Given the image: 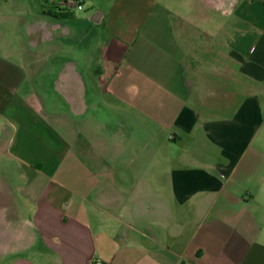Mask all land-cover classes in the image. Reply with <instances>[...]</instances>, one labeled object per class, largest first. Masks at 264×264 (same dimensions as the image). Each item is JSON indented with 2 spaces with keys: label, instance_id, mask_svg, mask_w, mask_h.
Instances as JSON below:
<instances>
[{
  "label": "crops",
  "instance_id": "0c3cea01",
  "mask_svg": "<svg viewBox=\"0 0 264 264\" xmlns=\"http://www.w3.org/2000/svg\"><path fill=\"white\" fill-rule=\"evenodd\" d=\"M91 2L93 49L55 75L68 116L23 121L0 146V264H264L261 10ZM31 11L0 0L5 40L13 27L38 47L56 37ZM18 135L49 160L26 158Z\"/></svg>",
  "mask_w": 264,
  "mask_h": 264
},
{
  "label": "rangeland",
  "instance_id": "374dc122",
  "mask_svg": "<svg viewBox=\"0 0 264 264\" xmlns=\"http://www.w3.org/2000/svg\"><path fill=\"white\" fill-rule=\"evenodd\" d=\"M25 2L31 11L34 4L32 1L28 4L29 0ZM36 2L41 3L40 12L36 9ZM263 2L264 0H253L252 3V12L261 10L260 19L264 18ZM67 3L74 4V9L71 10L74 15L64 18L53 17L50 14L57 11L59 7H66ZM95 6L92 5L91 0H84L81 7L76 5L75 0H35V8L33 12L31 11V16L35 18V21L40 22L41 28L44 24L52 25L55 22L59 24L57 30L51 29L56 37L51 41L42 40L39 47L32 40L29 41L19 28L13 27L7 30L10 32L7 40H5L6 30L1 29L0 32L3 33L4 38L0 39V104L4 99L5 107L0 109V131H2L0 146L6 144L5 139L9 138L14 126H18L23 121L48 119L52 116L51 113H56L58 117L68 116V104L64 99L65 95L60 90L68 85V78H56L55 75L63 65L68 64V57L81 58L80 56L85 55L83 52L87 48L93 49L97 26L87 17L96 10ZM252 12L250 17L253 16ZM21 36H23V42ZM20 53L24 54L23 59L17 58ZM79 60L83 64L86 63L84 57ZM35 95L41 100V108L46 110H38L36 105H32L33 101L36 102ZM26 96L29 98L26 99ZM21 97L26 100V103H31L28 104L29 107H22L21 104L19 106ZM17 138L21 140V135ZM16 147L28 152L25 157L29 160L34 159L28 154H36L38 159L40 157L43 160L48 159L44 155V149L36 141L26 138L17 141ZM2 165L6 171L14 169L11 159L7 160V163L3 160ZM2 177L8 179L16 175L4 174ZM10 183L15 184L17 181L12 178ZM18 199H20L19 196Z\"/></svg>",
  "mask_w": 264,
  "mask_h": 264
},
{
  "label": "trees",
  "instance_id": "16d2710c",
  "mask_svg": "<svg viewBox=\"0 0 264 264\" xmlns=\"http://www.w3.org/2000/svg\"><path fill=\"white\" fill-rule=\"evenodd\" d=\"M83 2H84V0L83 1H81V5L83 4ZM66 7H62V8H60L59 6V8H58V10L57 11H55V12H53V14L55 15V16H57V17H70L71 15H72V8L74 7V4L73 3H67L66 5H65Z\"/></svg>",
  "mask_w": 264,
  "mask_h": 264
},
{
  "label": "built area",
  "instance_id": "2783aa9c",
  "mask_svg": "<svg viewBox=\"0 0 264 264\" xmlns=\"http://www.w3.org/2000/svg\"><path fill=\"white\" fill-rule=\"evenodd\" d=\"M81 1H83V0H75L76 5H77L78 7H81V6H82V5L80 4ZM72 9H74V7H73ZM91 264H107V263H106L105 261L99 259V258H94V259H92Z\"/></svg>",
  "mask_w": 264,
  "mask_h": 264
}]
</instances>
